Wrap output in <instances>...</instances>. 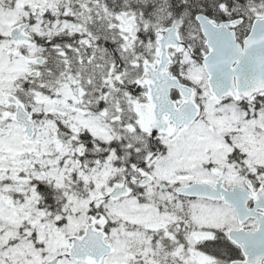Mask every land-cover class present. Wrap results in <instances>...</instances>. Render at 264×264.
<instances>
[{
	"label": "snow or ice",
	"instance_id": "6c2138e0",
	"mask_svg": "<svg viewBox=\"0 0 264 264\" xmlns=\"http://www.w3.org/2000/svg\"><path fill=\"white\" fill-rule=\"evenodd\" d=\"M0 264H264V0H0Z\"/></svg>",
	"mask_w": 264,
	"mask_h": 264
}]
</instances>
